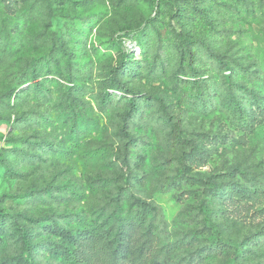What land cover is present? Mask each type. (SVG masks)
I'll return each mask as SVG.
<instances>
[{"label":"rangeland","instance_id":"rangeland-1","mask_svg":"<svg viewBox=\"0 0 264 264\" xmlns=\"http://www.w3.org/2000/svg\"><path fill=\"white\" fill-rule=\"evenodd\" d=\"M98 242L264 264V0H0V264Z\"/></svg>","mask_w":264,"mask_h":264},{"label":"trees","instance_id":"trees-1","mask_svg":"<svg viewBox=\"0 0 264 264\" xmlns=\"http://www.w3.org/2000/svg\"><path fill=\"white\" fill-rule=\"evenodd\" d=\"M217 60L219 62V64H225L222 60V58L219 56L217 57ZM144 217L141 216V218L138 220L143 219ZM101 233V229L100 227H97L95 230V234L98 235ZM105 238V235L103 236V239ZM90 239H92V236L90 235ZM96 252L94 253V257L99 259L101 262H103L104 264H123L122 258H117V259H113L110 255H109V250L108 247L105 243H96Z\"/></svg>","mask_w":264,"mask_h":264}]
</instances>
